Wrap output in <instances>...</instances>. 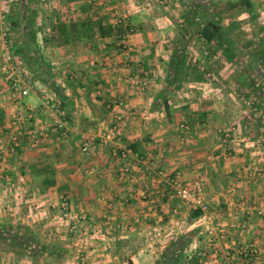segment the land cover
Masks as SVG:
<instances>
[{
	"label": "crops",
	"instance_id": "1",
	"mask_svg": "<svg viewBox=\"0 0 264 264\" xmlns=\"http://www.w3.org/2000/svg\"><path fill=\"white\" fill-rule=\"evenodd\" d=\"M23 1L37 13V44L52 83L13 54L23 37L6 20ZM183 1L0 0V52L8 47L32 79L29 94L17 101L0 72V125L7 138L22 134L17 154L0 151V167H8L0 179V225L20 235L17 227H27L47 247L30 255L0 241V264H155L187 234L193 237L186 254L201 256L200 264H264V86H249L258 77L252 68L242 72L260 45L264 55V0H250L252 13L228 8L238 0H204L213 10L201 9V17L217 12L224 27H233L235 58L220 49L207 59L195 37L170 84L186 26ZM116 11H129L132 34L123 33ZM89 20L115 32L79 35ZM60 27L70 36L54 40ZM63 123L67 138L57 129ZM112 127L115 142L81 151L85 138ZM131 144L137 151L126 174L112 149ZM162 172L200 186L210 206L205 219L164 200ZM64 196L73 215L84 217L80 236L52 207ZM239 248L257 253L248 260Z\"/></svg>",
	"mask_w": 264,
	"mask_h": 264
},
{
	"label": "trees",
	"instance_id": "2",
	"mask_svg": "<svg viewBox=\"0 0 264 264\" xmlns=\"http://www.w3.org/2000/svg\"><path fill=\"white\" fill-rule=\"evenodd\" d=\"M187 10L184 13L185 29L183 30L182 38L175 45V50L172 56L171 62V75L169 83L174 84L177 82V75L185 67V58L187 48L191 40L198 37V47L203 46L208 53L207 59H210L218 50L222 49L224 54L231 61L235 58L236 49L239 44L231 39V33L234 30L233 27H224L217 12H207V14L201 17V9L208 11L213 10V4L210 2L206 4L204 0H186L183 1ZM229 9H236L243 7L244 11L252 13L253 5L250 0H238L236 4H232L230 1L227 3ZM36 12L28 7L25 1L19 7L18 11L9 13L7 20L11 24V30L17 29L21 31L23 42L21 45L17 44L13 48V54L17 55L21 62L29 69H35L40 73L39 77L47 84L53 82V76L50 73L49 65L44 60L37 44V25H36ZM203 19H201V18ZM116 32H120V28L116 29ZM115 30L112 27H104L100 21H85L80 24L78 34L83 37L90 36H109L112 35ZM128 28H125L123 33H127ZM52 38L54 40L67 38L70 36L64 27L55 29L52 31ZM200 51L201 48H200ZM255 56L257 58H255ZM255 71L258 77H251L248 82L249 86L253 89H257L264 86V55L262 54V45L260 49L256 50V53L247 61L246 68L242 72L248 73L251 69ZM251 73V72H250ZM208 77L207 73H204L203 77ZM35 77V76H34ZM210 78V77H209ZM260 79V82H256V79ZM7 133V131L5 130ZM134 153L137 151L136 144L128 146ZM164 200H167L165 195ZM202 212L200 210H191V217L193 219L200 218ZM23 230V234L13 233L14 229L11 225H0V241L9 244V247L19 248L22 252L29 253L30 255H36L43 250H47V247L42 245L38 239L30 232L27 227H17ZM192 234H187L178 237L175 241H172L165 252L161 255L160 259L155 264H200L201 256L193 254L187 256V248L192 241Z\"/></svg>",
	"mask_w": 264,
	"mask_h": 264
},
{
	"label": "built area",
	"instance_id": "3",
	"mask_svg": "<svg viewBox=\"0 0 264 264\" xmlns=\"http://www.w3.org/2000/svg\"><path fill=\"white\" fill-rule=\"evenodd\" d=\"M115 16L117 17L119 24L128 28V34H132L134 32V29L131 28L126 21L129 16V11H125L123 13L116 11ZM1 25L2 20L0 19V27ZM2 35L6 36V32L2 31ZM0 72L7 79H9L12 95L17 101L25 98L29 94V87L32 84V79L26 74L25 70L21 66L15 63L14 56L8 47L4 51L0 52ZM51 106L56 109L54 105ZM57 129L62 138H67L68 130L64 123L59 124ZM8 138L7 133L5 132V127L0 125V151H7L9 155H15L21 148L22 134L20 131L12 132L9 134ZM226 138H229V134H227ZM116 140L117 128L112 127L100 138H85L82 143L81 151L87 154L89 153L91 147L96 143L104 144L106 142H115ZM112 156L125 163L124 172L128 174L131 168V161H133L136 157L134 152L128 147H114L112 149ZM7 168V165L0 167V179L4 177V172ZM160 175L167 185L166 191H164L163 194L169 202H180L191 210H200L202 212L200 217L201 219H205L207 217L210 213V206L206 202L199 185L196 184L194 187L186 186L180 175L172 176L163 172L160 173ZM18 181L19 185L24 184L23 177H20ZM71 205L70 199L64 196L59 201L55 202L52 207L56 210L63 221L66 222L68 229L75 236H80L82 233V223L84 221V217L82 215L74 216ZM256 253L257 251L253 248H239L237 250V255L248 260L256 255ZM230 258L233 259L232 257Z\"/></svg>",
	"mask_w": 264,
	"mask_h": 264
}]
</instances>
